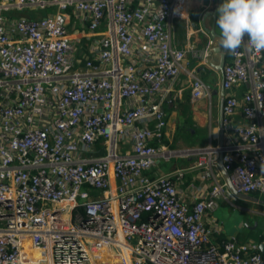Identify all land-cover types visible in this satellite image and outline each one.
Here are the masks:
<instances>
[{"label": "built area", "instance_id": "1", "mask_svg": "<svg viewBox=\"0 0 264 264\" xmlns=\"http://www.w3.org/2000/svg\"><path fill=\"white\" fill-rule=\"evenodd\" d=\"M189 2L0 0V264H264V242L222 237L213 214L238 198L221 152L235 190L264 196V51L224 65L223 144L161 145L183 72L211 98L175 41ZM189 154L211 182L192 202L184 170L152 174Z\"/></svg>", "mask_w": 264, "mask_h": 264}, {"label": "crops", "instance_id": "2", "mask_svg": "<svg viewBox=\"0 0 264 264\" xmlns=\"http://www.w3.org/2000/svg\"><path fill=\"white\" fill-rule=\"evenodd\" d=\"M222 3L223 0H190L188 18L174 22L176 44L187 49L186 66L188 69H197L198 74L211 91V98L203 96L193 100L191 77L186 72L181 74L180 78L172 85L170 97L163 106L166 126L161 145L167 148H196L204 147L210 142L213 145L220 142L223 71L216 67L220 64L223 50L218 39L219 29L216 20L218 19L217 9ZM69 27L72 32H74L73 28H80L79 32L83 29L81 21L74 14ZM206 47L209 51L207 63L196 58V51ZM229 57L230 54L227 53L226 61ZM239 91H243V88ZM214 97H216L215 107L212 105ZM197 158L195 154L172 156L168 160L161 158L152 174H169L176 170H184V176L178 183V190L180 196L192 202L207 193L211 183L210 180L201 178V170L196 166ZM218 168L223 172L219 164ZM217 173L221 174L219 171ZM252 196L264 200L261 196ZM248 201L264 205V203L252 199ZM241 209L243 215H249L248 213L251 211L247 207ZM215 216L222 224V237L235 236L240 241L264 242V224L260 223V218H257L259 221L253 222L255 224L251 222L248 226V221H245L242 216L234 220L229 218L227 222L221 221L217 215ZM245 228L249 230L260 228L259 239L247 238L246 233H242Z\"/></svg>", "mask_w": 264, "mask_h": 264}, {"label": "clouds", "instance_id": "3", "mask_svg": "<svg viewBox=\"0 0 264 264\" xmlns=\"http://www.w3.org/2000/svg\"><path fill=\"white\" fill-rule=\"evenodd\" d=\"M217 12L223 51L232 55L242 47L249 53L264 51V0H223Z\"/></svg>", "mask_w": 264, "mask_h": 264}, {"label": "rangeland", "instance_id": "4", "mask_svg": "<svg viewBox=\"0 0 264 264\" xmlns=\"http://www.w3.org/2000/svg\"><path fill=\"white\" fill-rule=\"evenodd\" d=\"M55 11V8L53 7H49L45 10H37V11H34L33 14L34 15H44L46 13H49V12H54ZM6 15H9V16H19L20 14H29L28 11H16V10H10V11H6L5 12ZM215 103H216V97L213 98V107H215ZM208 139V137H206ZM160 145V144H158ZM174 158V157H173ZM174 160V159H173ZM164 163V161H163ZM162 167H164V165H162ZM90 191L93 193V194H99V190H92L90 189ZM252 195H256V196H260V194L258 193H252ZM262 198H264V196H261ZM243 207H247V209L250 211V213H248L249 215H243L242 214V209ZM217 210V212H216ZM213 214L214 215H217L218 218L221 220V221H224V222H227L229 220V218H233L234 219H238L240 216H242L244 218L245 221H248V226H249V223L251 224H255L253 222H256V221H260L261 224H264V205L263 204H256L254 202H251V201H248L244 198H240L238 197L237 200L234 199L233 202H229V201H225L223 199H220L219 200V207L216 209ZM257 211V213H256ZM257 218H260L259 220ZM261 226V225H260ZM259 229L260 228H255L254 230H249L247 228L244 229V231L242 233H246L245 236L247 238H254V239H259L260 237V234H259ZM243 236V235H242Z\"/></svg>", "mask_w": 264, "mask_h": 264}, {"label": "water", "instance_id": "5", "mask_svg": "<svg viewBox=\"0 0 264 264\" xmlns=\"http://www.w3.org/2000/svg\"><path fill=\"white\" fill-rule=\"evenodd\" d=\"M225 63H226V52L222 51L220 64L216 68L218 70L223 71ZM216 93H217V91H216ZM225 94H226V91H225L224 86L222 85V88H221L222 104H221L220 122L223 119V105H224V101H225ZM223 140H224V131H223V129H221V131H220V144H223ZM218 164H219L220 168L222 169L223 174L225 176V179L227 180L230 188L234 191V193L238 197L248 199V200L252 199V200H255L257 202L264 203V200H262L258 197L252 196L250 194L241 193V192H238L237 190H235L233 183L231 181V178H230L229 170L226 168L225 163L223 161V152L220 153V158L218 160ZM261 247H263V246L261 245Z\"/></svg>", "mask_w": 264, "mask_h": 264}]
</instances>
